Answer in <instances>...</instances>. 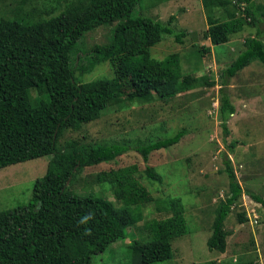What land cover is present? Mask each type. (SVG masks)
Segmentation results:
<instances>
[{"label":"trees","instance_id":"obj_1","mask_svg":"<svg viewBox=\"0 0 264 264\" xmlns=\"http://www.w3.org/2000/svg\"><path fill=\"white\" fill-rule=\"evenodd\" d=\"M143 1L51 0V10L43 11L46 16L38 15V10L23 11L20 6L11 16L0 17V170L51 156L46 174L34 183L29 202L0 211V264H94L93 257L125 240L127 230L143 222L144 207L155 202L141 178L163 182V175L148 164L150 157L180 143L185 128L134 146L128 141L93 145L69 140L57 148L66 130L78 131L97 121L110 106L167 101L217 84L208 76H196V71L185 73L177 53L163 60L153 58L151 49L164 35L174 34L177 17L162 22L134 16ZM255 1L202 0L209 24L206 39L214 46L225 44L246 25L259 23L262 7ZM113 24L108 43L95 44L89 50L82 47L87 33ZM175 36L183 43L184 32ZM244 46L220 76L219 114L226 135L236 113L226 89L231 79L254 61L264 67L262 37L249 36ZM105 63L112 68V78L82 81L84 74ZM32 92L40 96L37 103L31 100ZM131 150L148 164L143 172L134 164L97 176L99 184H110L115 203L104 197L80 196L70 189L82 169L114 162ZM225 165L230 194L214 210L207 241L211 251L224 254L231 235L225 222L243 196L228 157ZM248 194L264 207V197ZM159 204L162 217L143 224L152 239L130 244L132 264L171 260L173 241L189 233L180 199L165 204L160 200ZM239 221H247L245 212L239 214ZM204 264L262 263L258 258L240 257Z\"/></svg>","mask_w":264,"mask_h":264},{"label":"rangeland","instance_id":"obj_2","mask_svg":"<svg viewBox=\"0 0 264 264\" xmlns=\"http://www.w3.org/2000/svg\"><path fill=\"white\" fill-rule=\"evenodd\" d=\"M263 15L255 25H246L244 31L232 36L228 43L212 45L206 39L209 27L202 0H144L133 12L167 22L172 15L174 34L164 35L152 49V56L163 60L179 54L185 73L208 76L217 84L197 88L188 94L167 101L157 99L150 103L110 106L100 119L84 124L80 130H66L57 148L69 140L80 143L103 144L125 142L132 146L166 138L185 128L183 140L169 149L154 152L149 161L160 174L162 183H152L144 175L141 181L156 199L143 209V222L127 230V238L113 243L101 254L93 257L94 264H132L130 244L145 243L152 234L143 227L145 222L162 217L161 205L172 198L180 199L185 207L188 234L173 241L171 260L155 264H204L210 260H236L240 257L258 258L264 264V207L255 202L248 192L264 197V67L254 61L242 73L231 79L227 89L236 113L228 123L229 134L221 126L219 98L221 74L244 49L245 39L260 36L264 40V0H256ZM23 11L46 16L51 0H0V17L11 16L16 7ZM113 25L99 27L87 33L82 47L91 49L95 44H106L112 37ZM184 32L183 43L176 34ZM210 48V50H205ZM114 76L108 63L84 74L83 82ZM79 77V76H78ZM31 91H34L33 89ZM32 102H38L37 92L30 93ZM234 144V148L230 145ZM229 158L237 179L243 188L240 204L234 207L226 220L227 252L211 251L207 241L212 234L214 210L230 194L229 177L225 161ZM51 156H44L0 170V211L9 210L29 202L34 183L43 177ZM137 165L143 172L148 165L135 150L111 163L82 169L70 188L77 195L113 199L110 184H99L101 172ZM115 198V197H114ZM201 208L197 213V208ZM245 212L247 221L240 223L239 214Z\"/></svg>","mask_w":264,"mask_h":264},{"label":"crops","instance_id":"obj_3","mask_svg":"<svg viewBox=\"0 0 264 264\" xmlns=\"http://www.w3.org/2000/svg\"><path fill=\"white\" fill-rule=\"evenodd\" d=\"M246 70V69H245Z\"/></svg>","mask_w":264,"mask_h":264}]
</instances>
